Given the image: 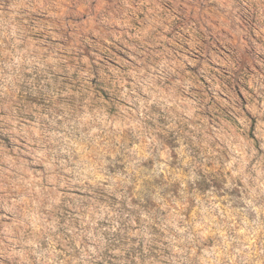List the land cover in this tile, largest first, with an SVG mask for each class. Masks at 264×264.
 <instances>
[{
	"label": "rangeland",
	"instance_id": "obj_1",
	"mask_svg": "<svg viewBox=\"0 0 264 264\" xmlns=\"http://www.w3.org/2000/svg\"><path fill=\"white\" fill-rule=\"evenodd\" d=\"M0 264H264V0H0Z\"/></svg>",
	"mask_w": 264,
	"mask_h": 264
}]
</instances>
